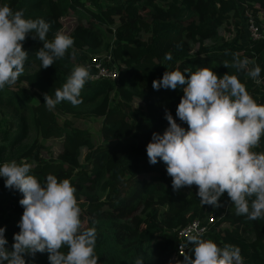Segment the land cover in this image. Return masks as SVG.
<instances>
[{"label": "trees", "instance_id": "1", "mask_svg": "<svg viewBox=\"0 0 264 264\" xmlns=\"http://www.w3.org/2000/svg\"><path fill=\"white\" fill-rule=\"evenodd\" d=\"M4 4L14 11L24 10L27 19L49 22V42L61 32L72 37L74 45L64 58L43 69L36 58L43 43L31 37L23 42L28 53L25 65L36 64L37 68L29 81L20 76L15 85L0 89V104L13 108L27 122L14 136L10 133L15 124L7 125L0 156L9 152L30 163L29 174L41 183L48 174L71 181L77 189L81 219L86 227L97 230L98 264H136L137 259L142 264H170L178 246L176 233L190 221L203 219L210 205L201 204L195 185L173 191L167 166L162 161L148 162L146 146L152 134H163L169 126L165 109L187 129L176 117L183 88L157 91L152 82L165 71L195 72L208 67L218 77L237 75L256 103L264 104V39L242 40L238 24L247 10L264 23V0H0V6ZM231 18L236 22L228 24ZM104 37L113 40L106 43L103 55L112 56L118 81H88L80 105L64 101L49 111L44 94L54 97L75 66L90 63L80 52L81 45L95 43L86 50L98 55L94 50ZM206 40L213 44L206 45ZM169 52L170 61L164 59ZM233 53L261 67L260 83L246 74L251 63L239 72L223 66L233 63ZM72 119L89 123L80 127ZM92 120L98 124L94 131ZM30 129L33 138L19 147ZM253 151L264 152V136ZM22 198L18 191L7 189L0 177V228L6 229L9 251L14 234L20 231ZM11 203L13 216L9 218L4 209ZM230 203L224 193L201 238L219 247L238 246L243 264H264V219L252 221L236 210L225 211ZM192 247L188 244L185 253L194 259ZM61 251L66 253L67 248ZM48 255L37 253L34 260L25 259L27 264H49ZM176 260L183 261V257H176L173 264Z\"/></svg>", "mask_w": 264, "mask_h": 264}, {"label": "clouds", "instance_id": "2", "mask_svg": "<svg viewBox=\"0 0 264 264\" xmlns=\"http://www.w3.org/2000/svg\"><path fill=\"white\" fill-rule=\"evenodd\" d=\"M50 28L44 19L25 18L22 9L0 6V89L15 85L24 73L28 53L23 42L29 34L43 43L36 53L43 69L73 48L74 39L61 32L49 42L46 37ZM233 57L231 65L223 64L225 68L231 66L239 72L251 63L247 76L261 82V67L254 60H241L235 53ZM164 59L172 60L171 52ZM94 78L88 67L75 66L66 83L55 90L54 97L44 94L45 107L52 111L64 101L80 105L85 84ZM152 87L157 91L183 88L176 117L187 129L165 109L169 126L163 134H152L146 146L149 164L162 161L167 166L173 191L195 185L202 205L218 208L221 196L227 193L237 215L252 221L264 219V152L253 151L264 136V104L256 103L237 75L218 77L208 67L195 72L165 71L161 79L152 82ZM31 169L25 160L0 166L5 187L22 194L19 204L24 209L18 224L20 231L13 236L12 251L6 248V229L0 228V264H27L25 257L34 260L37 253L45 252L49 254V264H98L97 230L86 227L81 219L77 189L69 179L58 180L52 174L41 183L29 174ZM202 231H196L195 226L187 230L194 259L181 245L183 261L176 260L175 264H243L238 246L219 247L211 239L201 238ZM62 248H67V252ZM136 264H142V259H137Z\"/></svg>", "mask_w": 264, "mask_h": 264}, {"label": "rangeland", "instance_id": "3", "mask_svg": "<svg viewBox=\"0 0 264 264\" xmlns=\"http://www.w3.org/2000/svg\"><path fill=\"white\" fill-rule=\"evenodd\" d=\"M247 13H250L249 10H247L245 12V15L247 16ZM246 16L241 18L238 22L239 24V27L241 28V32H242V36H241V39L242 40H249L248 38V34L246 32V28H245V21H246ZM256 17V16H254ZM258 18V17H256ZM259 19V18H258ZM236 20L231 18L229 19L228 21V24H232V23H235ZM222 34H224V32L221 30L219 32V35L222 36ZM28 37H31V34H29ZM112 37H104L102 39V43L98 46L95 47L96 50H94L98 55H91L90 51L89 50H86V46L89 47V48H92L95 43L93 42H88V44L86 45H81V50L80 52L85 55L86 57H88L89 59H94L97 57L99 58V60H104V55L103 53L105 52V45L106 43H113ZM205 44L206 45H212L213 44V41L212 40H206L205 41ZM86 62H83L81 65H84ZM37 66L36 64H29V65H25L24 67V73L21 75V77L25 80V81H29L30 78H31V75L32 73L36 70ZM118 81V80H117ZM116 81V82H117ZM27 122V120H23L22 119V115H20V113L18 112H15L13 110V108L11 107H8L4 104H0V146L3 145V131L6 130V127L9 123H14L15 126L13 129H11V133L10 135L11 136H14L18 130H19V126L22 124V123H25ZM72 122L74 125H78L80 127H85V125H87L89 122L87 120H79V119H72ZM28 124H30V121L28 122ZM98 127V124H97V121L96 120H92V130L94 131L96 128ZM33 135H34V131L32 129H30V132H29V135H28V138L27 139H23L20 143H19V147H25L27 145L28 142H30V140L33 138ZM99 142V140H97V137L94 138V143L97 144ZM9 153V152H8ZM4 154L2 156H0V166L3 165V163L5 162H10L12 160H15L17 161L18 163L20 162L19 160L15 159L14 156H12V154ZM5 214L11 218L13 216V204L11 203L10 205H7L5 207ZM233 210H235V207L232 203L229 204L228 207H226V210L225 211H228V212H232ZM214 209L212 206L208 207L206 209V215H212L211 212H213ZM226 213V212H225ZM174 262V261H173ZM173 262H171V264H173Z\"/></svg>", "mask_w": 264, "mask_h": 264}, {"label": "built area", "instance_id": "4", "mask_svg": "<svg viewBox=\"0 0 264 264\" xmlns=\"http://www.w3.org/2000/svg\"><path fill=\"white\" fill-rule=\"evenodd\" d=\"M245 21V28L248 34V39L252 41H258L264 39V23L260 19L254 17L251 12L247 13ZM104 60H99L94 58L90 63H85L84 66L90 69L91 74L95 77L90 80L92 82L108 79V80H117L119 77L118 69L113 62V58L110 54H107ZM229 206V205H228ZM227 206V207H228ZM213 221V216L205 215L203 219H194L190 221L186 226L182 227L177 233L176 237L178 240L177 249L171 254L170 262H173L176 257L180 255L181 245L185 246V252L188 247V232L187 230L195 226L196 231L203 229L200 232V235L208 231V224ZM8 248V247H6Z\"/></svg>", "mask_w": 264, "mask_h": 264}]
</instances>
